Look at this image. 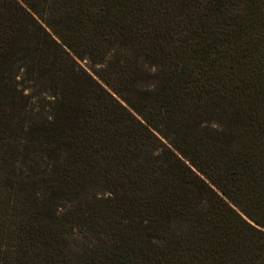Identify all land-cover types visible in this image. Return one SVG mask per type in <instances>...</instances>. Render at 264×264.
Returning <instances> with one entry per match:
<instances>
[{"label":"trees","instance_id":"obj_1","mask_svg":"<svg viewBox=\"0 0 264 264\" xmlns=\"http://www.w3.org/2000/svg\"><path fill=\"white\" fill-rule=\"evenodd\" d=\"M0 264H264V0H0Z\"/></svg>","mask_w":264,"mask_h":264},{"label":"rangeland","instance_id":"obj_2","mask_svg":"<svg viewBox=\"0 0 264 264\" xmlns=\"http://www.w3.org/2000/svg\"><path fill=\"white\" fill-rule=\"evenodd\" d=\"M80 63H81V65H83L85 67L88 65V63L86 61H80Z\"/></svg>","mask_w":264,"mask_h":264}]
</instances>
